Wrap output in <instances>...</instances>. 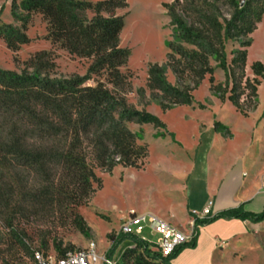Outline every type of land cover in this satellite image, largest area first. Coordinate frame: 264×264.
<instances>
[{
  "label": "trees",
  "instance_id": "16d2710c",
  "mask_svg": "<svg viewBox=\"0 0 264 264\" xmlns=\"http://www.w3.org/2000/svg\"><path fill=\"white\" fill-rule=\"evenodd\" d=\"M127 7V0H21L19 4L12 0L11 17L20 26L0 25V39L17 53L30 43L26 30L32 15L38 14L46 23V39L52 47L70 57L90 60L84 75L68 78L51 77L56 69L52 50L35 52L19 72L0 68V218L8 238L32 260L35 251L48 255L47 245L31 250L25 234L14 224L16 217L56 214L70 218L89 237L90 229L78 209L101 187L95 170L107 174L117 166L140 170L148 156L147 147L138 143L141 137L127 124L150 125L158 131V138L166 136L161 132L166 125L145 109L149 103H156L162 112L192 106L194 92L208 77L211 93L242 116L257 107L264 65L253 62V78L248 77L247 50L252 44L250 36L264 17V0L163 4L172 31L169 52L163 66L149 65L145 88L136 92L142 109L128 102L132 76L121 71L130 52L120 47L124 17L115 12ZM229 42L237 44L230 58L226 52ZM216 69L223 72L222 83L215 82ZM167 71L174 76V85L168 82ZM261 119L264 128V112ZM213 129L224 138L232 136L230 128L219 121H214ZM193 219L192 240L166 257L138 238L123 235L110 236L106 256L112 258L129 241L133 246L124 250L121 264H171L182 250L195 247L200 227L219 219L259 223L264 221V211L253 214L239 207ZM53 249L59 258L74 250L61 244H53ZM1 264L8 263L3 259Z\"/></svg>",
  "mask_w": 264,
  "mask_h": 264
},
{
  "label": "rangeland",
  "instance_id": "374dc122",
  "mask_svg": "<svg viewBox=\"0 0 264 264\" xmlns=\"http://www.w3.org/2000/svg\"><path fill=\"white\" fill-rule=\"evenodd\" d=\"M21 0H15L19 4ZM97 2L101 0H85ZM174 0H127L128 7L115 12L124 17V27L120 34V47L129 50L130 55L123 73L130 74L133 92L128 95L127 100L137 109L143 105L137 97V90L145 88L147 70L149 65L158 64L163 66L169 52L167 43L171 40L170 20L163 7L165 3ZM12 0H0V25L12 24L20 26L11 17L10 7ZM26 35L30 43L21 46L17 53L9 51L0 39V68L19 72L22 64L35 52L52 50L55 54L56 69L52 78H68L73 75H84L90 60L70 57L64 50L52 47L46 39V23L38 14L32 15L27 27ZM251 46L248 48L246 75L253 78L250 66L259 61L264 65V17L257 29L250 36ZM237 44L227 43L226 52L229 53ZM17 59V62L14 61ZM215 66L214 62H211ZM166 78L169 83L175 84L174 76L167 71ZM216 83L224 81L223 72L216 69L214 73ZM147 92V97H148ZM194 109L191 107H176L162 112L156 103H149L145 109L157 116L165 125L166 138L157 139V130L150 125L127 124L128 128L139 134L140 145L147 147L148 156L144 166L140 169L123 168L117 166L111 174L99 169L95 174L101 180V187L95 189L87 205L78 209V214L86 222L90 229L89 237H84L73 225L70 218L54 215L16 217L14 224L20 232L25 234V241L31 250H38L41 244L47 245L45 251L48 255L54 254L53 244H61L62 248L73 247L74 250L86 249L93 242L100 254L106 253L110 248L112 239L116 237L121 226V221L130 211L140 213L145 205L164 208L169 201H174L176 196L164 190L165 183L160 182V171L165 169L179 170L183 167L185 157L192 160L193 152L188 153L185 148L190 149L196 140L201 124L209 127L217 116L224 125L228 126L235 135V141L220 142L219 146L232 148L237 144H244L249 139V129L254 126V120L258 113L264 109V79L258 89V107L250 114V118H244L228 103L219 104L209 90L208 77L204 79L199 88L194 92ZM149 100V99H148ZM207 107L206 110H198V105ZM201 125L200 129L204 126ZM168 132L174 133L175 140L171 142ZM179 139H177V138ZM196 143H194V146ZM172 217V216H171ZM175 221L182 226L181 231L185 233L188 229V220L182 210L176 212ZM176 226V225H175ZM5 221L0 218V264H34L33 260L26 256L14 242L8 238L5 230ZM177 227V226H176ZM178 228V227H177ZM146 238L155 243L157 237L150 236L145 230ZM123 244L119 251L123 249ZM130 248V247H128ZM264 251V250H262ZM257 249L251 253H245L241 264H264V252ZM255 252V253H254ZM117 260V259H116Z\"/></svg>",
  "mask_w": 264,
  "mask_h": 264
},
{
  "label": "crops",
  "instance_id": "0c3cea01",
  "mask_svg": "<svg viewBox=\"0 0 264 264\" xmlns=\"http://www.w3.org/2000/svg\"><path fill=\"white\" fill-rule=\"evenodd\" d=\"M214 99L219 104H230L227 101H219L215 96ZM185 107L194 109V105ZM196 109L201 110L199 107ZM206 109L205 106L203 110ZM255 110L247 117L240 115L250 118V114ZM263 112L264 109L258 113L254 126L249 129V139L244 144H237L232 148L218 145V141L230 142L236 139L231 130L230 138H224L214 131L213 123L219 121L216 115L209 127L201 124L204 128L200 129V125L198 136L194 141L196 145L194 146L193 143L190 149L184 147L188 153L193 152L192 160L185 157L186 163H182L183 167L179 170L163 167L160 171L159 180L166 185L164 190L176 196V199L169 201L164 208L145 205L140 213H152L182 229V226L175 221L176 212L182 210L189 221V213L192 210L201 211L209 202L210 216L239 207L248 213L263 212L264 128L261 119ZM167 136L171 142L179 145L174 133L168 132ZM188 231L189 229L185 230V233ZM195 243L194 248L182 250L171 264H241L244 263L241 259L243 254L257 249L264 250V221L254 223L250 220L219 219L200 227ZM123 244L128 246H123L119 251ZM123 244L113 255L119 262L124 250L133 246L129 241Z\"/></svg>",
  "mask_w": 264,
  "mask_h": 264
},
{
  "label": "built area",
  "instance_id": "2783aa9c",
  "mask_svg": "<svg viewBox=\"0 0 264 264\" xmlns=\"http://www.w3.org/2000/svg\"><path fill=\"white\" fill-rule=\"evenodd\" d=\"M211 203L201 211L192 210L190 214L199 219L210 216ZM190 217L188 221V233H184L167 221L160 219L152 213H136L130 211L121 221V226L116 236H134L147 244L151 249L156 250L162 256L170 255L175 248L187 243L194 237V219ZM145 230L150 236H156V242L149 241L144 235ZM34 264H121L114 257L108 258L106 253L100 254L95 243L91 242L86 249L73 250L67 252L63 257L49 254L44 255L35 251L33 255Z\"/></svg>",
  "mask_w": 264,
  "mask_h": 264
}]
</instances>
